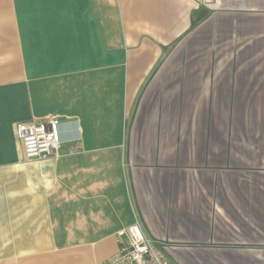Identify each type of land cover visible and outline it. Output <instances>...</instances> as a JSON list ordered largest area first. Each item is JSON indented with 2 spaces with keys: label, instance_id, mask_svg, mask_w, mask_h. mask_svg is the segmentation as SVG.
Segmentation results:
<instances>
[{
  "label": "crops",
  "instance_id": "obj_1",
  "mask_svg": "<svg viewBox=\"0 0 264 264\" xmlns=\"http://www.w3.org/2000/svg\"><path fill=\"white\" fill-rule=\"evenodd\" d=\"M134 223L172 264H264V0H0V264H103Z\"/></svg>",
  "mask_w": 264,
  "mask_h": 264
},
{
  "label": "built area",
  "instance_id": "obj_2",
  "mask_svg": "<svg viewBox=\"0 0 264 264\" xmlns=\"http://www.w3.org/2000/svg\"><path fill=\"white\" fill-rule=\"evenodd\" d=\"M60 118L44 121H22L16 132L27 159L57 156L61 145ZM128 237V242L122 236ZM119 249L103 264H172L161 242L145 235L139 223H134L118 234Z\"/></svg>",
  "mask_w": 264,
  "mask_h": 264
},
{
  "label": "trees",
  "instance_id": "obj_3",
  "mask_svg": "<svg viewBox=\"0 0 264 264\" xmlns=\"http://www.w3.org/2000/svg\"><path fill=\"white\" fill-rule=\"evenodd\" d=\"M200 13L201 14L198 16L197 20H195V23H196V21L201 20L205 16L204 13H202V12H200Z\"/></svg>",
  "mask_w": 264,
  "mask_h": 264
}]
</instances>
